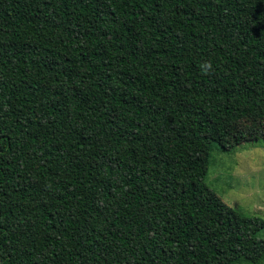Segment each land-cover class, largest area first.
<instances>
[{"label": "trees", "instance_id": "trees-1", "mask_svg": "<svg viewBox=\"0 0 264 264\" xmlns=\"http://www.w3.org/2000/svg\"><path fill=\"white\" fill-rule=\"evenodd\" d=\"M241 119L264 0H0V264L259 263L207 181Z\"/></svg>", "mask_w": 264, "mask_h": 264}, {"label": "rangeland", "instance_id": "rangeland-1", "mask_svg": "<svg viewBox=\"0 0 264 264\" xmlns=\"http://www.w3.org/2000/svg\"><path fill=\"white\" fill-rule=\"evenodd\" d=\"M263 127L250 119L235 122L230 143L213 154L207 181L228 205L264 220ZM252 128L258 129L257 136ZM248 264H264V258Z\"/></svg>", "mask_w": 264, "mask_h": 264}]
</instances>
